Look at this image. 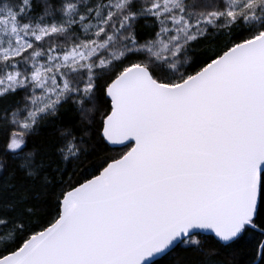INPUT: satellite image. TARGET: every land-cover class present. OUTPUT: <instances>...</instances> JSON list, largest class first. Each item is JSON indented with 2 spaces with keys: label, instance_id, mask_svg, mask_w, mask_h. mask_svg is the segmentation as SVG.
<instances>
[{
  "label": "snow or ice",
  "instance_id": "snow-or-ice-1",
  "mask_svg": "<svg viewBox=\"0 0 264 264\" xmlns=\"http://www.w3.org/2000/svg\"><path fill=\"white\" fill-rule=\"evenodd\" d=\"M222 253L264 264V0H0V264Z\"/></svg>",
  "mask_w": 264,
  "mask_h": 264
},
{
  "label": "trees",
  "instance_id": "trees-1",
  "mask_svg": "<svg viewBox=\"0 0 264 264\" xmlns=\"http://www.w3.org/2000/svg\"><path fill=\"white\" fill-rule=\"evenodd\" d=\"M123 149H119L118 147L117 148H114V149H103V150H98V153L96 156L93 157V159H99L101 157H104V156H110V155H115L117 151H122ZM206 247L209 248V249H212L215 247V245L211 242V241H208L207 244H206ZM185 255V253L183 252H178L177 253V256L178 257H183ZM217 259H220L223 261V264H229V261H230V256L229 254L227 253H222L221 255H219L217 257ZM241 259H243V256H241ZM174 264H176V262H174Z\"/></svg>",
  "mask_w": 264,
  "mask_h": 264
}]
</instances>
